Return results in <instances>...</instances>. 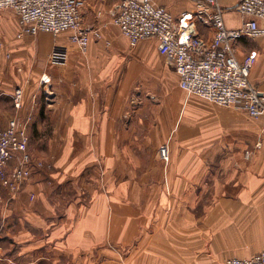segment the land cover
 Listing matches in <instances>:
<instances>
[{
  "label": "crops",
  "instance_id": "crops-1",
  "mask_svg": "<svg viewBox=\"0 0 264 264\" xmlns=\"http://www.w3.org/2000/svg\"><path fill=\"white\" fill-rule=\"evenodd\" d=\"M85 2V26L108 23L85 52L68 32L19 40L15 12L0 10V132L28 121L44 164L15 197L0 186V264H224L263 252L264 117L183 91L157 39L131 48L109 23L113 1ZM152 2L195 11L194 0ZM218 2L228 29L248 20L240 0ZM236 50L256 54L250 78L264 93V37Z\"/></svg>",
  "mask_w": 264,
  "mask_h": 264
},
{
  "label": "built area",
  "instance_id": "built-area-1",
  "mask_svg": "<svg viewBox=\"0 0 264 264\" xmlns=\"http://www.w3.org/2000/svg\"><path fill=\"white\" fill-rule=\"evenodd\" d=\"M97 1H113L106 12L109 23L119 28L131 48L141 41L158 40V50L176 71L183 91L210 103L233 107L254 119L264 117V93L250 78L257 56L251 53L239 60L236 50V43L242 39L264 37V27L259 24L264 20V0H240L237 11L248 20L238 29L226 27L218 0H194L195 11L179 17L152 0ZM85 6V0H0V10H12L18 18L17 39L40 33L57 37L68 32L70 42L81 52L87 50L92 38L100 39L102 28L108 25L85 26ZM103 14L98 12L99 17ZM198 24L211 30L210 39L200 37ZM42 83L50 84V79L44 76ZM23 99V91L17 89L13 96L16 110L22 108ZM27 127L28 121L12 119L0 132V186L11 198L32 176L35 167ZM162 154L167 155V150L163 149ZM224 264H264V251L250 258H231Z\"/></svg>",
  "mask_w": 264,
  "mask_h": 264
},
{
  "label": "rangeland",
  "instance_id": "rangeland-1",
  "mask_svg": "<svg viewBox=\"0 0 264 264\" xmlns=\"http://www.w3.org/2000/svg\"><path fill=\"white\" fill-rule=\"evenodd\" d=\"M170 67H171V66H170ZM171 68H172V67H171ZM136 98H138V96H136ZM47 140H48V139H47ZM29 152H30V151H29ZM30 155H31V153H30ZM31 159H32V156H31ZM39 163H42V162L35 163V167H34V169L36 168V165L39 164ZM33 164H34V162H33V159H32V165H33ZM42 164H43V163H42ZM43 166H44V164H43ZM43 166H42V167H43ZM30 178H31V177H30ZM30 178H29V179H30ZM29 179H28V180H29ZM21 188H22V187H21ZM20 190H21V189H20ZM19 192H20V191H19ZM19 192H18V193H19ZM18 193H17V194H18ZM17 194H16V195H17ZM16 195H15V196H16ZM0 241H2V244H3L5 247L8 246V244H9L8 241H7L6 239L2 240L1 237H0ZM0 260H1V254H0ZM5 263H6V262H5Z\"/></svg>",
  "mask_w": 264,
  "mask_h": 264
}]
</instances>
